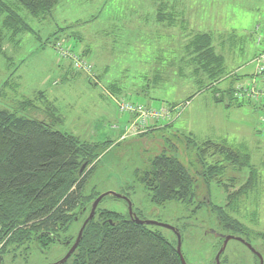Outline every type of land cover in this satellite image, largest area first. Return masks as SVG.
Listing matches in <instances>:
<instances>
[{"label":"rangeland","instance_id":"374dc122","mask_svg":"<svg viewBox=\"0 0 264 264\" xmlns=\"http://www.w3.org/2000/svg\"><path fill=\"white\" fill-rule=\"evenodd\" d=\"M1 1L10 10L19 6L16 5L17 0ZM159 1L60 0L44 20L35 19L24 9H20L19 12L30 26L31 32L19 34L15 38L18 40L16 43L8 39L1 43L0 108L17 111L24 116L45 119V100H53L63 119L57 129L88 141L101 142L111 139V146L97 161L95 173L89 182L90 185L96 186L97 192L105 194L99 207L129 216L127 202L107 194L110 192L122 195L128 192L131 210L137 213L139 219L166 224L179 230L181 253L186 264H215V255L222 245L221 236L228 235L218 226L216 216L211 213L208 206L223 208L254 233L264 231V140L258 132L260 110L256 105L248 103L238 107L216 104L213 101L212 89L198 92L196 78L187 76L189 69L184 61L179 62L183 76H178L179 78L176 76V66L170 64L173 61L171 49L165 45L163 52L154 51L156 45L151 42L155 31L160 29H163V32L167 29L172 31L166 25L161 26L160 23L155 22V6ZM164 1L166 8L169 9L171 4H174V8L178 6L184 16L188 17L190 29L179 31L177 37L174 36L179 38L180 46L190 38L189 33H193L194 30L207 28L206 31L223 36L224 44L228 48L224 53L229 52L234 57L232 63L226 61L227 75L225 74L222 81L215 85L216 88L220 89L229 82L231 73L235 72V69L230 70V68L236 65H240L238 73L253 71L254 75L255 64L252 58L256 56L257 49L259 51L263 45L256 42L255 30L252 31L254 38L251 40L249 32L251 33L255 25V16H258L256 6L264 5V0ZM259 13H262L260 21L262 23L264 10ZM1 14L4 12H0V25ZM134 27L148 28L147 46L143 43L142 46L135 43L127 45V41L132 40L128 29ZM51 33L67 40L71 38L72 33L83 35V41L78 43L79 48L87 46L91 50L89 55H84L85 59L96 65L98 69L106 67L105 69L109 71L108 75L103 80L100 79V84L97 86H92L86 76L80 73L75 76L70 74L71 77L64 78L61 63L52 44ZM258 33L263 31L260 30ZM246 34H248L247 39L241 42V36ZM112 36L117 41L115 55L111 51L110 54L108 49ZM48 37L50 41H47ZM171 38L172 35H165L158 38L154 44ZM229 39L232 40L231 43ZM126 47L128 51H124ZM163 56L167 59L162 60ZM129 63L133 65L128 66ZM93 69L97 71L95 66ZM156 72L159 74L156 78L159 81L155 85ZM113 78L125 87V91L121 90L118 94L124 100L153 108H169L172 104H176L177 110L173 113L172 124L163 129L152 130L144 137L129 132L124 127L126 136L121 140L112 125L121 123L128 115H122L116 110L114 101L104 94L103 89V85ZM238 83L248 82L236 80L235 84ZM104 88L107 89L106 86ZM139 90L141 92H137ZM38 92L43 93L41 98L35 96ZM34 96L33 107L18 108V101ZM190 96L191 98L188 99ZM188 131H191L193 136L189 135ZM187 137H193L196 142L207 139L223 140L228 147L245 150L244 152L250 155L251 164L257 170L254 189L227 208V192L222 185L210 183L208 191L205 190L204 183L198 177L200 166L195 160L197 150L186 142ZM160 153L176 155L191 175L197 178V197L194 203L185 204L177 201L160 205L152 203L148 191L135 180L134 170L145 169L148 160ZM247 177V169L238 172L226 164L224 182L233 183L229 191L237 190L245 183ZM127 186L130 187L127 189ZM207 197L211 204L206 205ZM198 204L200 207L196 208ZM84 217V214L78 215L68 233L60 234L59 238L64 240L65 237L72 239L77 236ZM151 227L160 231L168 240L175 239L173 232L168 228ZM234 237L248 239V243L261 255L264 264L262 239L255 237V234L250 236L242 234L241 237L234 235ZM68 250L65 244L58 242L47 248H40L35 242H31L20 248L10 246L2 250L0 262L1 264H53L61 260ZM257 263L259 264V261H255L252 251L235 238L228 240L219 258V264Z\"/></svg>","mask_w":264,"mask_h":264},{"label":"trees","instance_id":"16d2710c","mask_svg":"<svg viewBox=\"0 0 264 264\" xmlns=\"http://www.w3.org/2000/svg\"><path fill=\"white\" fill-rule=\"evenodd\" d=\"M59 1L17 0L16 5L19 6L10 10L0 0V12H4L1 14L0 53L2 41L8 39L16 43L18 40L15 38L19 34L31 32L30 26L19 12L20 9H24L35 19L43 20L51 14ZM155 17V21L171 25V12L161 10ZM50 37L53 38L52 44L60 39L55 33ZM47 39L50 41V38ZM70 39L65 40L71 52L77 54L79 59L86 60L84 55L87 53L76 51L74 38ZM188 47L191 49L190 53L194 55L195 66L191 72L196 78L198 91L212 89L216 103L224 102L226 99L229 101L226 106L232 105L235 101L233 92L236 84L231 81L228 87L222 90L215 87L223 77L225 67L224 57L216 53L211 45V35L201 33L191 35ZM87 62L92 68V75L77 70L69 59L62 61L61 68L66 66L69 69L64 78L71 77L70 74L75 76L80 73L86 76L92 86L100 84V76L93 69V63ZM200 73L207 75L205 82L200 78ZM158 76L156 72L155 85L158 83L156 79ZM116 86V83H111L107 89L103 87L104 94L114 101L120 114L132 116L133 120L134 115L119 111L117 101L124 99L118 95L120 91ZM35 96L41 98L43 93L38 92ZM35 96L18 101V108L33 107ZM236 105L242 104L238 102ZM174 107L176 104L169 106ZM44 112L45 119H37L0 108V244L3 242L0 255L2 250L10 246L20 248L31 242H35L40 248H47L58 242L65 244L69 249L76 236L61 240L60 234L68 233L78 215L84 214V221L93 201L100 195L96 186L90 185L89 182L95 173L97 161L111 146L112 140L88 141L57 129L62 119L48 100H45ZM131 120L127 122L126 127ZM165 123L167 126L171 125L170 122ZM155 125L138 134L144 137L152 130L162 129L156 128ZM119 135L121 140L126 136L124 132ZM186 142L197 150L195 160L200 166L198 177L204 183L205 190L208 191L210 183L222 185L227 192V208L256 186L257 170L251 164L250 155L244 152L245 150L228 147L223 140L207 139L196 142L193 137H187ZM209 158L211 160L208 161ZM226 164L238 172L242 169L248 170L245 183L237 190L229 191L233 183L224 182ZM134 178L148 191L152 203L160 205L177 201L189 204L196 201L197 178L191 175L176 155L166 153L155 155L148 160L145 169L134 170ZM231 181H234L233 178ZM129 187L127 186V189ZM122 195L129 199L128 192ZM99 203L93 217L86 223L77 247L62 264H181L176 251L177 239L174 233L175 239L170 241L156 228L151 227L156 225L136 223L130 216L101 209ZM208 204H211L209 197L206 198V205ZM199 207L198 204L196 208ZM208 207L216 216L218 226L227 235L241 237L242 234L247 236L255 234V237L264 241V231L254 233L223 208L214 205ZM134 214L137 216L136 212ZM175 229L179 232L177 228ZM223 238L224 235L221 236L220 243ZM245 240L249 242L248 239ZM254 258L258 262L255 255Z\"/></svg>","mask_w":264,"mask_h":264},{"label":"crops","instance_id":"0c3cea01","mask_svg":"<svg viewBox=\"0 0 264 264\" xmlns=\"http://www.w3.org/2000/svg\"><path fill=\"white\" fill-rule=\"evenodd\" d=\"M166 2L164 1V0H160L159 2H157V4H156V6H155V16L157 15V12L158 11H161L162 10V12L163 11H165L166 13H168V12H171L172 13V20H171V25H168V23H165V22H157V21H155V22H157V23H160L161 24V26H162V24H164V25H166V27H169L172 31H168V29L166 30V32H163V29H160V30H158V31H155L153 34H152V38H151V42H153V45H156V47L155 48H153L154 49V51L156 50L157 52H159V51H161V52H163L162 51V49H164V46L166 45H168V48H170L171 49V51L173 52L172 53V56H173V61H171L170 62V64L172 65V66H176V76L178 77H181V76H183V72H181L182 70V66L180 65V61L182 62V61H184V64L186 63V65L188 66V69H189V72H188V75L187 76H192L193 74H192V70H193V68H194V66H195V64H193V57H194V55L192 54V53H190V50L191 49H189V47H188V39H187V41L186 42H184L181 46H180V43H179V38H174V36L175 37H177V35L179 34V31H186L187 29H190V27H189V24H188V17H187V15L186 16H184V14L181 12V9H178V6H176L175 8H174V4L172 5L171 4V6L169 7V9L168 8H166L165 6H166V4H165ZM180 4V1L179 2H177V4ZM178 4V5H179ZM256 10L258 11V16H255V18H256V21H255V25H254V27L252 28L253 30H251V33L249 32V36H250V40L251 39H253L254 38V34H253V32L252 31H254L255 30V34H256V32H257V29H259L258 31H260V30H262L263 29V27H264V17L262 18V23H260V21H261V15H262V13H259V12H261V11H263L264 10V5H262V6H256ZM149 14V13H148ZM264 14V13H263ZM146 16V15H145ZM146 18H147V16H146ZM156 18V17H155ZM46 19V18H45ZM44 20V19H43ZM259 20V21H258ZM163 28V27H162ZM206 29L207 28H204V29H202V30H194V32L193 33H189L190 35L189 36H191V35H194V34H196V33H201V34H210L211 35V45L213 46V48H214V51L216 52V53H218V54H221L223 57H224V71H226V69H227V65H226V61L228 60V61H230L231 63L233 62V57H234V55H232L231 53H229V52H227V53H224V51H227L228 50V48H227V46L224 44L225 43V40L223 39V36L222 35H214L215 33H212V32H209V31H206ZM128 31H129V34H130V39H132V40H129V41H127V45L128 44H133V43H135V44H138V46H142L143 44L144 45H146L147 46V39H148V34H149V30H148V28L146 27H141V28H129L128 29ZM53 35V33H51L50 34V36H52ZM165 35L167 36V35H172V38L171 39H166V40H164V41H162V42H160L159 44H154V42L156 43L157 41H158V38H160V37H165ZM133 36H137V38H133ZM143 36H145L144 37V39L142 38ZM216 36L217 37H219L220 36V38H216ZM253 36V37H252ZM242 37V39H241V42H244V40H246L247 39V37H248V34H246V35H242L241 36ZM49 38V37H48ZM74 38V39H73ZM71 39H73L75 42V50L76 51H78V52H86L87 53V55H89L90 53H91V50L90 49H88V47L86 46V47H84V48H79V46H78V43L79 42H81V41H83V35H81V34H79V33H72L71 34ZM116 38L115 37H111L110 38V43H109V53L111 54V52L112 53H114V55L116 54ZM145 42V43H144ZM229 42L231 43L232 42V40L231 39H229ZM143 43V44H142ZM169 43H171L170 45H169ZM254 44L256 45V42H254ZM251 46V45H250ZM118 50H120L119 48H118ZM111 51V52H110ZM124 51H128V48L126 47L125 49H124ZM180 52H181V55H180ZM255 52H256V47H255ZM255 52H254V54H253V57H254V55H255ZM257 52H258V49H257ZM231 55H232V58H231ZM159 56V55H158ZM162 56V55H161ZM126 59H129V57H126ZM160 59V58H159ZM162 60H165V59H167L166 58V56H163L162 58H161ZM177 62V63H176ZM252 62H253V58H252ZM254 63V62H253ZM137 64H138V62H137ZM176 64V65H175ZM178 64V65H177ZM94 65V64H93ZM128 66H132L133 65V63H129V64H127ZM235 65V64H234ZM233 65V66H234ZM95 67H96V73H97V75L98 76H100V79H104L107 75H108V73H109V71L107 70V69H105V68H100V69H98L97 68V66L96 65H94ZM61 67V66H60ZM240 68V65H236L235 67H231L230 68V70H234L235 69V72H233V73H231V76H234L235 78H232V77H230V80H229V82H227L225 85H223V87L222 88H220L219 90H222V89H225V88H227L228 87V85L230 84V82L231 81H233V83H235V81L237 80V81H239V80H244V81H247V82H249L250 81V79L253 77L252 75H253V71L251 72V73H238L239 72V69ZM61 70H62V72H63V75L64 74H68L69 73V69L66 67V66H63V68H61ZM106 70H107V72H106ZM229 70V69H228ZM100 73H101V75H100ZM227 72H224L223 74H222V78L220 79V81H222V79L224 78V76H225V74H226ZM102 75H103V78H102ZM227 75V74H226ZM200 78H202L203 80H204V82L206 81V77H207V75L206 74H202V73H200ZM176 77V78H177ZM178 77V78H179ZM186 77V76H185ZM159 81V80H158ZM157 81V82H158ZM111 83H116L117 84V88L119 89V91H120V93H121V90H122V92L123 91H125V87L124 86H122V84H119V81L117 80V79H115V78H113L112 80H110L109 82H107V83H105L104 85H103V87L104 86H108L109 84H111ZM160 83V82H159ZM163 83V82H162ZM165 83V82H164ZM138 92H141L140 90L138 91ZM199 92V91H198ZM213 101H214V97H213ZM53 105H54V107L56 108V110H57V112H58V114H59V116L61 117V119H62V116H61V114H60V112H59V109H58V107L55 105V103L53 102V100H51L50 101ZM215 102V101H214ZM229 101L228 100H226V99H224V102H221V103H216V104H222L224 107H230V106H237L238 107V105H236V103H238V102H236V101H233L232 102V105H230V106H226V103H228ZM241 103V102H240ZM246 102H244V103H241L242 105L243 104H245ZM241 105V106H242ZM132 119V116H128L127 118H124V119H122V122L121 123H117V124H113L112 126V128H113V130L116 132V133H120L121 134V132H124V127H126L125 125L127 124V122L128 121H130ZM62 121H63V119H62ZM132 121V120H131ZM170 123L172 124V122L170 121ZM167 126V123H162V122H158L156 125H155V127L156 128H165ZM189 132V135H191V136H193V134H192V132L191 131H188ZM123 134V133H122Z\"/></svg>","mask_w":264,"mask_h":264},{"label":"built area","instance_id":"2783aa9c","mask_svg":"<svg viewBox=\"0 0 264 264\" xmlns=\"http://www.w3.org/2000/svg\"><path fill=\"white\" fill-rule=\"evenodd\" d=\"M255 34V39L258 44H262L263 48L260 49L256 56L253 58L255 64L254 75L250 82L238 83L235 85L233 98L237 102H250L258 107L260 110L259 115V134L261 139L264 140V27ZM54 49L57 53L59 63L69 59L72 65L77 70H82L88 75H92L91 66L83 59H79L78 55L71 52L69 44L63 38L57 39L54 44ZM119 111L134 115V119L126 127L129 132L139 133L144 131L147 127L157 124L158 122H170L173 120V113L177 110L174 108H148L140 103L129 102L126 100L117 101Z\"/></svg>","mask_w":264,"mask_h":264},{"label":"water","instance_id":"95a60500","mask_svg":"<svg viewBox=\"0 0 264 264\" xmlns=\"http://www.w3.org/2000/svg\"><path fill=\"white\" fill-rule=\"evenodd\" d=\"M107 194H111L117 198H122L124 199L127 204H128V207H129V216L132 220H134L136 223H140V224H146V225H156V226H161V227H165V228H168L169 230H171L175 236H176V239H177V245H176V251H177V254L180 258V261H181V264H186L185 263V260L183 258V255L181 253V236H180V233L172 226H169V225H166V224H161V223H158V222H155V221H150V220H141L139 219L131 210V204H130V201L127 197L123 196V195H120V194H114V193H107ZM105 194H100L92 203L91 205V208H90V211H89V214L88 216L85 218V220L83 221L78 233H77V236L73 242V244L70 246L68 252L65 254V256L59 260L58 262L56 263H53V264H62L64 263L69 257L70 255L73 253V251L75 250V248L77 247L79 241H80V238H81V235H82V231L86 225V223L93 217L94 215V212H95V209L98 205V203L100 202V200L104 197ZM232 238H235L239 241H241L242 243H244L251 251L252 253L257 257L258 261H259V264H263V259L261 257V255L248 243L246 242L245 240L243 239H240V238H236L234 236H231V235H228L226 237L223 238V242H222V245L220 247V249L218 250V252L216 253L215 255V264H219V258H220V255L221 253L223 252L224 248H225V245L226 243L228 242L229 239H232ZM1 264V262H0Z\"/></svg>","mask_w":264,"mask_h":264}]
</instances>
